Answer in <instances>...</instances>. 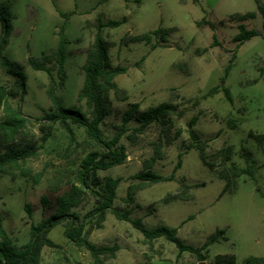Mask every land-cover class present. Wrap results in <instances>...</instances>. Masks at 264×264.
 <instances>
[{"label": "rangeland", "instance_id": "obj_1", "mask_svg": "<svg viewBox=\"0 0 264 264\" xmlns=\"http://www.w3.org/2000/svg\"><path fill=\"white\" fill-rule=\"evenodd\" d=\"M5 1V0H0ZM13 4L14 33L8 47L0 57V85H14V77L8 73L7 61L25 64L29 56L39 57L43 52L58 45L57 33L64 26L69 40V57L65 65L66 81L54 73V81L46 72L35 71L25 65L27 93L23 101H12L30 117L29 129L40 135L39 120L50 111L52 102L47 95L54 89L56 98L66 107L81 105L78 96L84 83L83 66L87 57L82 49L88 47L97 32L98 18L102 22H125L117 28H103L102 35L115 45L110 49L113 66L128 68L127 73L117 77L116 82L125 90L128 100L118 101L111 94L113 111L102 130L107 138L114 134V126L121 123V116L130 104H140L142 111L161 103L179 104L186 110L183 118H174L175 128L181 135L170 145L161 134L159 125L149 127L138 144L122 139L128 152L127 162L119 167L100 172L101 177L120 179L114 208L118 211L131 210L132 219H141L144 226L154 229L161 226L178 229V237L189 246L202 247L217 230H225L227 240L208 248L207 262H213L218 255H235L242 263L251 255H264V139L256 141L250 132L264 135V33L263 18L245 22L248 30L260 35L245 42L240 48L234 43L239 34L238 24L220 22L235 14L258 13L255 0H232L211 10L193 0H10ZM264 5V0H259ZM60 12L72 14L65 21ZM203 18L217 24V31L209 27H197ZM176 29L169 41L162 44L154 40L152 45L143 43L124 46L121 39L127 35H142L156 29ZM1 31V27H0ZM217 34L220 46L211 47L213 35ZM153 44H157L153 49ZM208 48V51L204 50ZM237 58L225 86L230 89L232 102L224 93L201 100L192 108L183 99L201 98L210 89L219 85L224 68L229 64L233 52ZM142 59H144L142 61ZM141 63L136 65L137 62ZM2 113L0 112V117ZM197 118L195 131L202 140H211L209 154L232 147L234 156L230 163L220 158L214 160L215 172L209 170L195 150L186 151L190 143L187 124ZM77 143L70 147L68 133L59 125L53 127V136L41 150L38 158L30 160L26 168L29 176L0 174V225L18 245L30 239L32 224L41 222L53 213L44 209L41 199L46 196L51 202L61 195L55 191L56 177L70 160L78 163L86 151L96 149L88 141L84 129L73 128ZM163 144V159L153 165V171L168 177L183 153V164L175 180L148 187L137 193L134 204L126 202L128 189L138 183L133 177L144 170L145 163L155 156V144ZM246 149L251 156H243ZM69 154L70 157H65ZM232 163L240 168L252 167L254 178L247 175L238 179L233 191L220 197L225 181L218 172ZM75 168V167H72ZM42 177L37 181V176ZM181 184L191 186L185 200L164 203V198L175 194ZM65 186V184H62ZM31 206V213L25 210ZM94 200L87 198L79 212L82 215L91 210ZM64 226H58L51 234L57 248L43 250L41 264H94L89 251L77 248L64 237ZM96 246H117L114 259L106 264H200L191 253L178 255L176 246L160 239L152 248L145 242L140 231L129 222L118 220L108 213L102 227L89 235Z\"/></svg>", "mask_w": 264, "mask_h": 264}, {"label": "trees", "instance_id": "obj_2", "mask_svg": "<svg viewBox=\"0 0 264 264\" xmlns=\"http://www.w3.org/2000/svg\"><path fill=\"white\" fill-rule=\"evenodd\" d=\"M135 1L140 3V0ZM255 1L257 2L258 13L235 14L230 16L228 20L220 22L221 25H225L227 22L238 24L239 34L233 39L237 48L260 35L255 30H248L245 22L254 20L260 15L263 18L264 29V5H261L259 0ZM72 14L60 12L65 21ZM14 20L12 2L10 0L0 1V57L8 47L9 39L14 33ZM97 21V32L93 42L82 49L87 61L82 68L84 83L78 96V102L80 104L84 102L85 108L81 105L64 106L56 98L54 89L49 88L47 95L52 102V107L39 120L40 135H36L29 129L30 117L23 113L21 107H15L12 101L15 99L23 101L24 95L27 93L25 65L30 66L35 71L46 72L52 81H54V73H56L60 79L58 85H64L66 81L65 65L70 55L68 50L70 42L65 36L64 26L57 33L59 42L55 48L43 52L39 57L29 56L25 64L7 61L8 73L14 77L15 83L14 85H0V112L2 113L0 117V174L14 177L16 176L15 173L20 171L22 176H29L31 170L26 168L27 163L39 157L41 150L52 138L53 127L56 124H59L68 133L70 147L77 143L76 133L73 129L75 126L84 129L88 141L92 142L96 149L86 151L78 163L70 160L69 167L64 168L60 172V176L56 177V184L52 188L57 192L63 189L66 190L56 198L55 202H51L46 196L42 197L43 208L53 210V213L41 222L31 225L30 239L26 244L18 245L15 243L13 238L0 225V264H41L44 248L58 247L50 238L51 232L58 226H64V237L70 243L77 248H84L89 251L94 264H106L107 260L116 257L119 248L117 246H96L89 240V235L93 230L102 227L108 213H112L120 221L129 222L142 233L145 242L151 248L155 241L164 239L176 246L179 256L186 252L191 253L196 257L198 263L264 264V257L252 256L239 263L236 256L230 254L218 255L213 262H207L205 253H207L208 248L227 240L225 230H217L202 247L195 248L186 245L178 237L177 228L161 226L148 229L141 219L130 217L131 210L121 212L114 208L120 179L101 177L100 172L122 166L127 162L128 152L125 145L122 144V139L126 137L131 144H138L141 136L146 133L149 127L157 124L161 128V134L166 139V143L170 145L182 133V130H177L175 136L172 135L175 128L174 118H183L186 110L181 109L179 104L169 102L161 103L145 111L140 109L138 103L130 104L122 113L121 123L114 126L113 136L107 138L102 130V125L113 111L111 94L113 93L118 101L125 102L128 100L127 92L120 88L116 82L117 77L126 74L128 68L112 65L110 49L115 44L103 37L102 29L117 28L125 20L103 23L101 17H99ZM203 26L209 27L213 32L217 31V24L207 18L197 22L198 28ZM176 31L174 28H159L142 35H127L121 39V44L124 46L136 43L152 45L155 39L162 44H166L169 41V36ZM261 36L264 38V33ZM215 46H220L216 33L213 35V43L211 44V47ZM156 47L157 44H153L152 48L156 49ZM204 51L207 52L208 48ZM236 58L237 52L235 51L232 53L229 64L224 68V76L219 85L210 89L201 98L183 99V101L190 104L192 108H197L201 100L222 91L226 99L232 102L230 89L225 86V83ZM140 63L141 61L137 62L136 65ZM196 124L197 118H192L187 124L190 143L185 146L186 151H197L204 166L212 172L217 171L215 159L220 158L223 163H230L234 156L233 148L226 147L214 154H209L207 150L211 140L201 139L194 129ZM249 135L256 141L264 139V135L253 132H250ZM162 147V142L155 144V156L145 163L144 170L141 173L133 177V180L138 181V183L132 184L128 189L126 199L128 204L135 203L138 192L156 184L175 180V174L183 164V153L178 155L177 164L170 176L165 177L152 170L154 163L163 159ZM242 153L247 159L251 156L246 149H242ZM65 157L70 156L66 154ZM245 175L254 178L251 166L240 168L232 163L228 168L220 170L218 176L226 182L220 197L227 192H232L234 183ZM41 177L42 175L39 174L36 180L39 181ZM62 184H65V186H62ZM190 189L191 186L181 184V189L177 193L167 195L163 201L165 204L183 201ZM87 198L93 199L94 204L87 214L82 215L79 210ZM25 210L30 214L31 206L25 204Z\"/></svg>", "mask_w": 264, "mask_h": 264}, {"label": "crops", "instance_id": "obj_3", "mask_svg": "<svg viewBox=\"0 0 264 264\" xmlns=\"http://www.w3.org/2000/svg\"><path fill=\"white\" fill-rule=\"evenodd\" d=\"M204 3H205V6L208 8V9H211V10H214L216 9L218 6H220V4H229L231 3L232 0H203ZM201 0H193V3L195 4H200ZM264 257V255H251L249 257ZM248 258V257H247Z\"/></svg>", "mask_w": 264, "mask_h": 264}, {"label": "water", "instance_id": "obj_4", "mask_svg": "<svg viewBox=\"0 0 264 264\" xmlns=\"http://www.w3.org/2000/svg\"><path fill=\"white\" fill-rule=\"evenodd\" d=\"M200 264H207L206 262H201Z\"/></svg>", "mask_w": 264, "mask_h": 264}]
</instances>
